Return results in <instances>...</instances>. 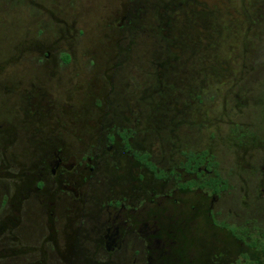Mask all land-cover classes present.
I'll use <instances>...</instances> for the list:
<instances>
[{
	"label": "flooded vegetation",
	"instance_id": "af4514ba",
	"mask_svg": "<svg viewBox=\"0 0 264 264\" xmlns=\"http://www.w3.org/2000/svg\"><path fill=\"white\" fill-rule=\"evenodd\" d=\"M185 1L157 11L148 2L104 24L113 32L104 37L127 48L107 55L105 66L86 60L97 69L88 99L95 124L70 129L73 121L59 119L69 109L53 114L50 95L31 100L40 93L33 85L23 89L30 99L17 108L22 114L0 115L29 120L32 131L28 147L15 148L16 131L0 125V264H264L262 85L242 84L239 150L226 161L208 109L241 81L224 83L195 45L168 54L172 61L157 72L126 64L141 36L185 43L201 36L199 18L180 19L185 6L192 10ZM50 58L41 50L36 60ZM72 58L67 49L60 61L68 66ZM248 105L256 109L246 114Z\"/></svg>",
	"mask_w": 264,
	"mask_h": 264
},
{
	"label": "rangeland",
	"instance_id": "374dc122",
	"mask_svg": "<svg viewBox=\"0 0 264 264\" xmlns=\"http://www.w3.org/2000/svg\"><path fill=\"white\" fill-rule=\"evenodd\" d=\"M181 1L183 0H0V115L4 111L22 114L24 106L21 105L30 99L25 97L23 89L28 91L30 85H33L40 93L37 96L31 95V100L35 98L39 102L50 95L55 105L53 114L69 109L59 119L62 122L66 118L73 121L70 129H85L90 123L95 124L94 108L88 99L98 85L95 74L97 69H92L86 60L96 59L98 67L105 66L111 59L107 55L112 56L114 52L127 48L124 41L115 43L104 37L113 33L104 24L120 15L122 10L136 11L139 6L146 7L148 2L154 7L157 5V11L159 7L177 6ZM185 2L193 4L192 10H188V7L185 9V6L180 14H190L188 19H200L194 27H197L196 31L201 29V32L197 31L201 36L194 42L188 41V44L183 41L184 38L162 42L154 40L150 35L141 36L131 48L134 59L126 64L153 68L156 71L166 59L172 61L168 54L175 56L173 52L181 54L184 49L195 50L192 49L195 45L198 47L197 51L207 52L211 56L210 64L214 68H220L224 83L232 82L236 88L241 81L240 89L224 91V95L215 96L210 108L204 109L209 108L208 111L213 116L211 119L214 131L220 139L218 145L228 149L229 152L225 149L224 160L230 161L235 158V154L230 152L239 150L235 126L241 117L244 81L253 79L251 85L255 88L262 85L258 88L257 95L259 100H264V0ZM138 11L141 15H146L142 18L145 23H149L151 18L146 14L145 8ZM164 14L159 15L164 19ZM183 14L180 19H184ZM203 22L207 24L202 25ZM80 29H84L87 35L71 41L67 34L72 35L75 30ZM172 31L176 33L175 29ZM196 42L199 44L196 45ZM67 49L71 50L73 58L70 65L63 66L60 56ZM41 50L50 51L52 58L47 62L42 59L39 63L36 59ZM162 67L166 69L167 66ZM8 88L10 93L5 94L4 89ZM262 106V109L257 107V110L264 117V105ZM19 107L22 109H17ZM253 107L255 106L248 105L245 113ZM143 108L144 106H140V109ZM201 119L205 121L206 117L203 115ZM157 120L160 118H153L151 122L157 125ZM3 123H8L16 131L18 137L13 147L23 144L27 148L30 143L26 142L25 134L32 132L28 126L29 120L22 117H0V125Z\"/></svg>",
	"mask_w": 264,
	"mask_h": 264
}]
</instances>
